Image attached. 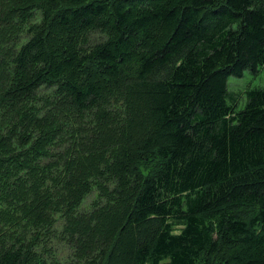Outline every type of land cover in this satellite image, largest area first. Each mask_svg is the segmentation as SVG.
<instances>
[{
    "label": "trees",
    "instance_id": "1",
    "mask_svg": "<svg viewBox=\"0 0 264 264\" xmlns=\"http://www.w3.org/2000/svg\"><path fill=\"white\" fill-rule=\"evenodd\" d=\"M262 68L264 0H0V264H264Z\"/></svg>",
    "mask_w": 264,
    "mask_h": 264
},
{
    "label": "rangeland",
    "instance_id": "2",
    "mask_svg": "<svg viewBox=\"0 0 264 264\" xmlns=\"http://www.w3.org/2000/svg\"><path fill=\"white\" fill-rule=\"evenodd\" d=\"M264 87V68L259 70V73L254 75L249 71H245L241 78L229 77L227 81V91L230 94H233L235 97V110L240 111L244 108L246 104V96L244 94L245 90L253 89V88H262ZM228 102H232L230 97H227ZM96 198L95 194H91L86 197L80 207L81 211H88L92 207L91 203ZM91 205V206H90ZM60 231V226L57 227ZM55 244L54 252H56V258L59 259L60 262L68 264L70 262V254L71 251L66 245L62 242H58L56 240H52ZM53 250V249H52Z\"/></svg>",
    "mask_w": 264,
    "mask_h": 264
}]
</instances>
